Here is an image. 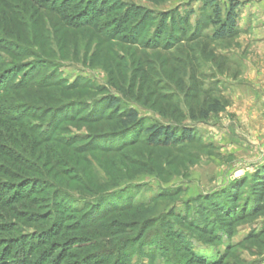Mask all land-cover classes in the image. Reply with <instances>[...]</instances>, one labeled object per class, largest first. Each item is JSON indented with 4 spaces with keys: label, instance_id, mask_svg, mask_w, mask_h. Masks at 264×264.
Returning a JSON list of instances; mask_svg holds the SVG:
<instances>
[{
    "label": "rangeland",
    "instance_id": "rangeland-1",
    "mask_svg": "<svg viewBox=\"0 0 264 264\" xmlns=\"http://www.w3.org/2000/svg\"><path fill=\"white\" fill-rule=\"evenodd\" d=\"M6 1L12 6L10 11L0 7V41L20 49L15 55L0 51L6 64L22 68L33 62L42 71L36 80L61 84L38 90L47 104H35L44 115L29 118L32 124L49 122L53 110L47 107L67 101L86 106L114 95L123 108L137 109L145 124L189 127L196 138L107 152V146L101 148L106 140L88 138L113 123L60 121L70 110L64 108L53 133L56 141L38 139L30 155L16 144H0V179L37 185L18 202L0 206V223L8 222L3 228L9 229L0 235L22 236L27 247L41 230L51 229L43 238L48 245L36 252L45 253L44 264H94L88 261L98 253L97 264H264V182L260 189L255 183L264 169V84L258 81L264 64L257 61L254 43L257 0H240L237 35L225 39H212L214 23L205 0H108L103 15L81 26L64 18L68 12L57 14L30 0ZM216 1L223 10L229 4ZM6 19L14 36L3 31ZM81 109L73 115H88ZM69 142L76 153L86 144L101 150L74 154L82 158L77 166L83 183L67 172L59 195L42 186L35 171L56 177L63 169L44 166L36 157L46 149L56 151L53 147L63 150ZM104 192L106 199L90 208L105 216L94 223L95 218L84 219L88 201ZM118 240L119 259L105 256Z\"/></svg>",
    "mask_w": 264,
    "mask_h": 264
},
{
    "label": "trees",
    "instance_id": "trees-1",
    "mask_svg": "<svg viewBox=\"0 0 264 264\" xmlns=\"http://www.w3.org/2000/svg\"><path fill=\"white\" fill-rule=\"evenodd\" d=\"M30 1H32L35 6L48 8L51 12H55L57 14H66L68 12L70 15H68V17L65 15L64 18L70 19V23H72L74 26H81L97 20L98 16L105 13L104 6L108 2V0ZM41 1L43 2L42 4ZM205 2H207V6L210 7L212 12V15L210 16V19L214 23V35L212 39H225L237 35L239 8L242 5V2L240 0H229V4L225 10L222 9L216 0H205ZM2 3H5V5ZM11 6L12 5L9 3L7 4L6 0L5 2L0 0V7L5 9L7 8V10L10 11L9 7ZM30 8L32 7L30 6ZM21 16L24 19L27 17L25 12ZM179 18L184 17L179 16ZM8 19H6V21L3 22L1 26L5 34L14 36L13 31L10 30V26L7 25L10 24ZM5 42V38L0 41V51H5L8 53L10 52L13 55L19 53V48H15L13 50L11 46H6ZM8 42H11V40ZM32 64L33 62L29 63L28 65H24L22 68H19L15 62H10L7 65L5 58L0 54V144L3 142V144H6L5 146H8V148H12L11 146L14 147L16 144L20 149L24 150L30 155L29 152H31L38 144V139L48 143L53 142V140L56 141L53 133L58 127V113H61L64 108L68 107L70 108L69 113L67 112L61 115L63 117L60 119V121L71 120V122H76L77 119L80 118L82 122L92 126L102 123H113V127H110L109 129L103 128L102 130L97 131L95 130L93 132L94 134H92V137L88 138V142L90 143L96 140H106L103 142L104 144L101 146V148L107 146L105 147L108 148L107 150H109L107 152H120L127 146H135L137 144H146L153 147H168L185 142H193L196 138L194 130L189 127L174 128L172 126L160 124L159 122L145 124L137 109L129 107L123 108L121 99L115 97L114 95H109L103 97L102 99L95 98L86 106L85 101H67L59 107H47L52 108L53 110L51 119L47 124L45 123L41 127H38L39 125L37 126V124H32L29 121V118L31 117L39 120L42 119L44 115L37 112V110H34L37 106H40V104H47V101L43 99L38 90L53 91L54 87H61V84L57 82L45 83L41 82L40 80H36L35 78L42 71L41 69L37 68L36 65L33 66ZM54 99L61 102L59 98ZM35 101H37V103H34ZM35 104L38 105L36 106ZM79 105H82L80 112H88V115L81 117H76L77 115H73L72 110H76ZM45 112L47 113V110ZM202 114L203 116H207L206 112H202ZM9 129L12 132L11 134H9L7 131ZM36 132H38V137L33 138L31 137L32 135H28V133L36 134ZM24 139H29V143H26ZM117 140H119V142H117ZM53 148H55L56 151H50L49 149H46L36 157V160H41L44 166H50L52 169H63L62 171L60 170L55 173V176L58 179L56 177H49L48 175L46 176V172H35L41 176L40 179L43 180V182L41 181L42 186H45L46 189H55L57 193L59 192V195L60 192H63L59 189L64 188L61 185H65L62 183H67V172H69L70 176L72 174L77 176L78 179L73 177L77 182L83 183V169L77 166L82 158L76 159L74 154H82L83 156L85 153L101 150L98 147L94 148L91 147V145L86 144L84 145L82 151L76 153L71 142L66 143L63 146V150H58L56 147ZM51 150L53 149L51 148ZM72 156L74 158H72ZM31 157L34 158L35 155L31 153ZM74 160L78 162L74 163ZM63 177L65 179H63ZM259 177L260 178L255 181V183H257L258 189L262 188L263 186L261 182H264V169L261 173H259ZM34 181L33 183H31L32 181H29L25 184L23 182H5L0 179V206H7L12 200L13 202H18L20 197L22 199L23 196H26L30 192L29 188L31 189L37 186L35 185ZM105 193L106 192L103 194L99 193L97 199L88 201L89 205H87L89 208L84 213V219L87 218V220L90 221V218H95L91 221L94 223L97 221V219L99 220L105 216L104 213L102 215H95L92 213V209L90 208L91 205L98 206L97 204H100L101 201L106 199L107 194ZM65 197L67 196L65 195ZM50 201L53 205L58 204L53 199ZM0 224H2V227H0L2 230L0 231L9 232V229L3 228V226L7 225L8 222ZM41 231L42 232L38 233L37 235L39 236L38 240H32L27 247H25L26 243H23L22 236L0 235V264H44L45 257L43 255H45V253H38L40 254L38 255L36 252L38 248L48 245V239L43 238L46 237L47 234L49 235L51 229L47 228ZM115 242L117 243H114L115 245H113L112 248L107 249L104 255L106 256L107 254L110 256L111 254H115L116 257L114 260H118L120 253L119 250L115 249V247L119 244L120 240ZM97 255H95L92 260H89L88 262L93 261L94 264H97V261H99L97 260ZM104 255L101 254L102 257H105ZM95 258L96 261H94ZM85 259H89V257ZM113 263L116 264L115 261ZM56 264H62V261L58 260Z\"/></svg>",
    "mask_w": 264,
    "mask_h": 264
},
{
    "label": "crops",
    "instance_id": "crops-1",
    "mask_svg": "<svg viewBox=\"0 0 264 264\" xmlns=\"http://www.w3.org/2000/svg\"><path fill=\"white\" fill-rule=\"evenodd\" d=\"M257 29L254 31V43L257 45L255 49L257 51L258 63L263 62L264 64V0H257ZM255 28V27H254ZM258 81L264 84V73H258Z\"/></svg>",
    "mask_w": 264,
    "mask_h": 264
}]
</instances>
